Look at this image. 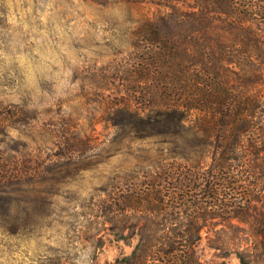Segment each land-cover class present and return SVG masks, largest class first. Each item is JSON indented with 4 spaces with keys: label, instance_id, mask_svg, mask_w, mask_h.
<instances>
[{
    "label": "trees",
    "instance_id": "16d2710c",
    "mask_svg": "<svg viewBox=\"0 0 264 264\" xmlns=\"http://www.w3.org/2000/svg\"><path fill=\"white\" fill-rule=\"evenodd\" d=\"M117 1L140 11L131 130L160 156L94 196L105 230L136 239L114 264H207L204 231L236 228L240 264H264V0Z\"/></svg>",
    "mask_w": 264,
    "mask_h": 264
},
{
    "label": "rangeland",
    "instance_id": "374dc122",
    "mask_svg": "<svg viewBox=\"0 0 264 264\" xmlns=\"http://www.w3.org/2000/svg\"><path fill=\"white\" fill-rule=\"evenodd\" d=\"M139 16L117 0H0V264L131 254L136 239L116 241L90 212L109 179L160 156L131 130ZM243 236L204 231L199 254L240 264Z\"/></svg>",
    "mask_w": 264,
    "mask_h": 264
}]
</instances>
